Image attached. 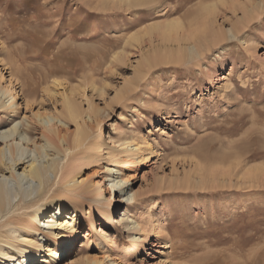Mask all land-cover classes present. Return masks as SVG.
I'll use <instances>...</instances> for the list:
<instances>
[{"label": "rangeland", "instance_id": "374dc122", "mask_svg": "<svg viewBox=\"0 0 264 264\" xmlns=\"http://www.w3.org/2000/svg\"><path fill=\"white\" fill-rule=\"evenodd\" d=\"M124 3L0 0V85L13 88L19 104L14 111L0 106V130L62 111L67 98L90 124L91 142L102 137L116 149L130 143L145 156L136 171L123 172L125 196H132L128 188L134 192L124 202V192L110 188L122 172L112 175L105 146L92 164L75 160L73 189L91 196L101 187L103 197L89 203L107 199L110 215L97 216L89 229L91 208L83 205L73 229L52 236L71 237L67 254L58 243H50L53 253L45 251L48 239L38 233L43 248L31 264H82L86 257L114 264H264V0ZM211 4L206 20L196 13ZM172 19L183 23L170 41L154 30L128 43L132 34ZM145 56L159 62L147 68ZM55 125L71 142L75 124ZM60 172L48 175L53 188L62 186ZM121 214L124 224L111 229L110 219ZM130 220L138 226L131 229Z\"/></svg>", "mask_w": 264, "mask_h": 264}, {"label": "bare ground", "instance_id": "6f19581e", "mask_svg": "<svg viewBox=\"0 0 264 264\" xmlns=\"http://www.w3.org/2000/svg\"><path fill=\"white\" fill-rule=\"evenodd\" d=\"M122 1L130 7H136L159 0ZM214 8V4L202 5L200 9L196 10V13L201 15L202 18L205 17L204 19L206 20V17L212 13V10L214 11ZM193 12L196 16L195 10ZM196 17L198 18V16ZM191 18L193 21L194 18ZM191 18L189 21L192 23ZM195 19L194 21H196ZM180 20L172 19L167 22L164 21L165 23L162 24L148 26L141 30V34H132L128 38V43L137 44L140 42L142 36L148 35L154 30H159L161 40L168 42L172 38V35L182 28V26L180 27L182 21L180 22ZM209 28L212 30L210 26ZM211 30L210 32H212ZM234 35L231 31L228 37ZM218 40H221V38L215 39V41ZM189 49L192 50L191 47ZM165 54L163 53L162 55ZM11 58L12 60H16V58ZM165 61H170V59H166ZM158 62L159 60L155 57L145 56L143 65L151 68L157 65ZM12 89L0 85V106L11 108L14 111L19 104L14 103L17 94ZM5 96L7 98L6 102L4 99H1V97ZM62 100L64 105L62 111L49 115L37 113L32 116L33 118L23 117L22 119H24L25 124L21 129H19L17 124H13L8 128L0 130V264L33 263L36 260L35 257L38 250L43 248L41 240L37 238L38 233L43 236L44 240L48 239L45 251H52L53 253V249H50V243H58L62 245L63 253L67 254L72 242L71 237L56 240L52 236L54 234L57 236L62 235L64 230L73 229L72 222L74 217L77 216L76 212L83 205L88 204L89 209L91 208L89 229L95 227L93 223L97 216L104 218V216L110 215V209L106 204L107 199H104L101 206L98 204L92 206L89 203L90 200L95 201V198L99 197L101 199L103 197V189L101 187H98V194L94 192L91 196L87 195L86 189H81L80 191L73 189L76 175L74 174L72 163L77 159L85 160L87 165L98 161L102 156L101 147L105 146L109 150L108 162L112 163V168L110 169L112 175L122 172L120 177H115L116 181L111 180L110 188L113 190L117 189L119 193L124 192L121 195V202H124V198L127 201L129 197L134 198V192H132L131 188H128V190L132 193V196H125V187L123 186L128 183V176L123 174V172L136 171L137 165L145 159L144 154L135 145L131 146L132 144L130 143L126 147L116 149L108 147L102 137L91 142V135L88 130L90 124H87L83 119L79 108L70 99L64 98ZM56 122L60 124H75L76 129L71 142L66 139L65 135L60 133L59 126L55 125ZM45 123H50V125L48 124L47 126ZM33 130L37 133L33 134ZM34 136L37 137L36 140ZM83 146H85V149H80ZM44 158H47V160L42 163L41 160ZM64 159L71 161L68 164L65 162L64 164H67L66 167L60 169ZM19 169H21V172H17ZM60 170L59 183L62 186L53 188L48 175L49 173L56 175ZM5 171L9 174L8 176H5ZM10 178L13 180V183L10 182ZM51 191L49 200L43 201ZM69 210H72L70 214L68 213ZM63 215H65L64 217L68 216L69 221L63 223ZM124 217V214H121L116 218H111V229H115L117 225L122 226L125 221ZM129 226L131 229H134L138 224L130 220ZM18 255L20 258L17 257ZM82 264H114V260L110 259L105 263L96 258L86 257Z\"/></svg>", "mask_w": 264, "mask_h": 264}]
</instances>
